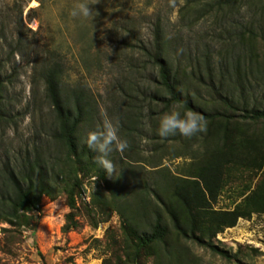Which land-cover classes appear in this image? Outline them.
Instances as JSON below:
<instances>
[{
    "label": "rangeland",
    "instance_id": "obj_1",
    "mask_svg": "<svg viewBox=\"0 0 264 264\" xmlns=\"http://www.w3.org/2000/svg\"><path fill=\"white\" fill-rule=\"evenodd\" d=\"M80 2L0 0V78L4 79L5 102L14 118L4 131L0 128V162L20 158L34 141L46 142L51 108L44 98L38 71L43 62L53 58L63 65L66 89L82 88L91 98L98 121L95 127L85 123L83 133L95 130L105 119L119 125L120 115L133 117V125L140 128L126 138L129 148L123 154L111 153L117 174L128 161L140 162L133 164L143 165L139 170L146 177L150 168L159 163L178 175L195 159L194 155L200 156L197 159L200 162L206 147L197 138L181 136L176 140H160V143L152 139L150 129L156 118L151 116L159 109L154 103L149 104L142 92L152 90L156 72L142 50L153 48L155 28L159 24L175 59L193 76L188 79V89L195 94V102L207 110H223V104L211 96L196 76L205 72L203 67L209 59L215 85H220L222 80L223 93L233 101L239 100L237 92L226 86L229 73L233 75L231 66L228 73L223 66L241 52L251 51V57L259 61L252 60V68L264 72L261 37L264 0L236 1L234 6L226 5L221 12H212L193 24L189 22L193 12L185 16L182 10L186 0H98L90 5L94 10L92 17L73 18L70 12ZM251 81L245 107L264 108V76L259 81L253 78ZM221 121L217 120L216 125L223 124ZM230 128L238 136L244 133L235 131L246 129L245 135L250 138L255 137L262 125L236 119L231 121ZM118 134L124 139L120 127ZM154 142L164 144L163 150L156 149ZM183 146L188 151L177 157ZM224 174L223 186L213 204L217 210L232 209L248 193L244 191L246 187L253 188L263 175L262 171L255 174L236 164L227 167ZM111 177L114 183L116 177ZM127 179L129 175L125 174L121 183L126 185ZM137 182H141L140 175ZM103 186L95 176L84 178L82 195L77 196L76 203L79 226L67 232L62 231L69 212L66 196H43L40 213L35 212L39 216L35 229L18 230V242L12 250H0L1 261L5 264L110 263L113 250L109 244L113 238L121 240L119 216L112 212L105 221L93 226L87 215L90 195L98 189L106 191ZM7 227L8 224L0 223V246L6 240L2 228ZM213 242L236 257L226 260L193 241L183 240L189 252L187 261L190 264H264V214L240 218L235 226L219 232ZM106 260L109 262L104 263ZM116 263L125 264L119 260ZM133 264H152V261L144 254Z\"/></svg>",
    "mask_w": 264,
    "mask_h": 264
},
{
    "label": "trees",
    "instance_id": "obj_2",
    "mask_svg": "<svg viewBox=\"0 0 264 264\" xmlns=\"http://www.w3.org/2000/svg\"><path fill=\"white\" fill-rule=\"evenodd\" d=\"M236 1L239 0H209L203 3L186 0L182 10L185 16L193 12V18L189 21L193 24L212 12H221L226 5L234 6ZM261 37L264 43L263 33ZM153 44L151 50H142L156 72L152 90L142 92L149 99V104L154 103L159 109L151 116L152 119L156 118L152 121L154 127L150 129L152 139L158 143L167 139L157 132L159 118L164 113L176 106L181 111H195L207 122V132L193 137L206 147L200 162H197L200 156L194 155L195 159L178 175L159 163L150 168L146 177L139 170L144 166L137 164L142 167H135L133 164L140 162L128 161L121 166L120 175L113 183L112 177L95 162L98 154L84 143L87 132L83 133L82 127L85 123L95 127L98 121L89 94L78 87L66 89L63 85L65 71L60 61L53 58L43 62L38 77L44 86V98L51 108L47 140L34 141L20 158H7L0 162V223L9 226L2 228L6 240L4 246H0L1 251L12 250L22 228L35 229L39 220L35 212L40 213L43 196L55 198L64 194L69 212L62 231L78 228L75 217L77 196L82 195L84 178L95 176L106 191L98 189L90 195L87 215L91 224L96 226L100 221H105L112 212L119 216L121 222V240L113 238L109 244L113 259L108 264H117L118 260L133 264L141 260L144 254L152 264H190L187 261L189 252L183 246V240L193 241L226 260L236 257L215 244L213 238L225 228L235 226L240 218H250L253 213L264 214V108L245 107L251 78L259 81L264 72L252 68V60L259 61L257 57H251V51H248V55L241 52L237 57L225 61L223 67L226 73L230 66L233 71V75L229 73L226 86L228 90L237 92L239 97L238 101H233L223 93L222 80L220 85H215L208 59L203 67L206 68L205 72L201 71L196 80L213 98H218L224 109L207 110L195 102V94L188 89V79L193 76L187 73L186 67L181 66L180 60L175 59L159 24L155 28ZM144 68L145 65H142L141 69ZM5 88L4 79L0 78L2 131L14 120L5 102ZM119 117L124 139L140 129L133 125V117ZM219 119L223 124L216 125ZM236 119L249 121L251 125H262V128L254 134L255 137L245 135L246 129L235 131L244 133V136L234 135L230 123ZM178 137L181 136L177 134L168 138L176 140ZM153 144L156 149L163 150L164 144ZM182 148L177 157L188 151L187 146ZM235 164L255 174L262 171L263 175L253 188L246 187L244 191L248 193L245 196L241 194L243 199L232 209H214L213 204L217 202L223 186L225 170ZM125 174L129 175V179L123 185L121 182ZM139 175L140 183L137 182ZM0 264L5 263L0 259Z\"/></svg>",
    "mask_w": 264,
    "mask_h": 264
},
{
    "label": "clouds",
    "instance_id": "obj_3",
    "mask_svg": "<svg viewBox=\"0 0 264 264\" xmlns=\"http://www.w3.org/2000/svg\"><path fill=\"white\" fill-rule=\"evenodd\" d=\"M98 0H81L70 12L73 18H89L93 15V9L90 5L97 3ZM158 135L162 138H168L179 134L182 137L191 139L200 133L207 132V122L204 117L195 111H181L174 108L164 113L158 121ZM119 133V125L111 120L105 119L102 127H97L93 131L86 133L84 143L87 147L97 153L95 162L109 176L119 177L116 164L110 158V153L116 151L123 154L129 148V142L122 139Z\"/></svg>",
    "mask_w": 264,
    "mask_h": 264
}]
</instances>
